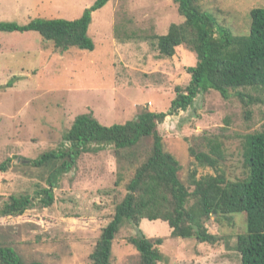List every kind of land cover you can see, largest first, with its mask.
Wrapping results in <instances>:
<instances>
[{
  "label": "rangeland",
  "instance_id": "obj_1",
  "mask_svg": "<svg viewBox=\"0 0 264 264\" xmlns=\"http://www.w3.org/2000/svg\"><path fill=\"white\" fill-rule=\"evenodd\" d=\"M96 0H0V22L26 24L35 18L73 20ZM216 17L219 32L246 36L250 12L264 8V0H199ZM183 17L173 0H110L92 14L88 36L95 49L56 51L52 42L35 32H0V204L11 196L34 195L45 187L41 170L25 166L57 148L74 119L92 113L106 127L133 121L140 110L167 113L176 88L188 85L186 68L196 65V54L186 46L173 57L159 54L153 36H164ZM11 85V87H6ZM228 100L216 91L200 94L193 105L158 125L165 151L180 163V180L214 174L200 168L189 148L209 151L220 143L221 169L229 180L243 178L242 147L247 135L264 131V89L238 88ZM250 96L244 104L237 96ZM121 165L124 167L122 169ZM118 163L113 148L83 154L76 169L54 190L49 208L32 207L17 217L0 218V236L9 240L26 260L45 264H92L102 228L125 194L119 172L127 176L126 161ZM210 217L206 228L219 238L215 245L171 238L162 221L143 220L139 229L124 221L113 241L112 264L130 263L135 251L128 238L141 232L162 238L158 264H240L237 236L246 232L244 214L219 221Z\"/></svg>",
  "mask_w": 264,
  "mask_h": 264
},
{
  "label": "trees",
  "instance_id": "obj_2",
  "mask_svg": "<svg viewBox=\"0 0 264 264\" xmlns=\"http://www.w3.org/2000/svg\"><path fill=\"white\" fill-rule=\"evenodd\" d=\"M110 0H96L79 18H35L26 24L0 22V32L25 34L35 32L43 41L52 42L60 53L70 49L93 51L95 45L88 36L92 14ZM183 22L173 24L164 36H153L159 54L173 57L175 49L186 46L196 54L197 62L186 68L188 85L176 88V97L167 113L140 110L135 119L124 125L106 127L92 113L77 116L62 136L60 145L44 152L25 166L41 170L45 187L38 185L34 195L11 196L0 204V218L17 217L32 207L49 208L54 204V190L62 179L76 169L79 158L89 152L113 148L118 163L126 161L127 176L119 172L125 194L114 208L110 222L101 230L93 251L92 264H112L113 241L124 221L139 229L143 220L162 221L170 229L171 238L195 240L200 244L219 243L210 234L206 221L244 214L246 232L237 236L236 250L240 264H264V131L246 136L242 147L243 178L229 180L220 167L222 146L209 142V151L189 148V154L200 168L214 174L196 178V171L188 176L187 184L179 178L181 165L165 151L158 125L168 116H176L190 108L200 94L216 91L228 100L238 88L264 89V8L250 12V31L236 36L219 32L216 17L204 10L199 0H173ZM11 87V85H6ZM238 99L250 104V96ZM10 159L0 164V173L10 167ZM122 169L124 167L121 165ZM135 251L130 263L158 264L162 261L159 246L163 239L147 238L141 232L128 238ZM0 264H45L26 260L0 236Z\"/></svg>",
  "mask_w": 264,
  "mask_h": 264
}]
</instances>
